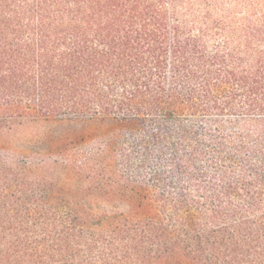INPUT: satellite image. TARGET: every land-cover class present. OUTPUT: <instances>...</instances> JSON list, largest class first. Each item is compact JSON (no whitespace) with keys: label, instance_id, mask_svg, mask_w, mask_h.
Returning a JSON list of instances; mask_svg holds the SVG:
<instances>
[{"label":"trees","instance_id":"obj_1","mask_svg":"<svg viewBox=\"0 0 264 264\" xmlns=\"http://www.w3.org/2000/svg\"><path fill=\"white\" fill-rule=\"evenodd\" d=\"M0 264H264V0H0Z\"/></svg>","mask_w":264,"mask_h":264},{"label":"rangeland","instance_id":"obj_2","mask_svg":"<svg viewBox=\"0 0 264 264\" xmlns=\"http://www.w3.org/2000/svg\"><path fill=\"white\" fill-rule=\"evenodd\" d=\"M121 129L120 122L111 119L86 120L62 126L54 125L51 128L28 127L18 134L10 135L6 139V148L9 153L24 158H60L66 154H74L80 158L82 153L88 156L93 154V142L110 138Z\"/></svg>","mask_w":264,"mask_h":264}]
</instances>
